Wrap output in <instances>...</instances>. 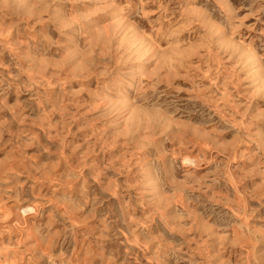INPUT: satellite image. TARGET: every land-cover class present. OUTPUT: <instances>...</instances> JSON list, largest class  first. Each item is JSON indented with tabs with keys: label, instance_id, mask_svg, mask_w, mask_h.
Masks as SVG:
<instances>
[{
	"label": "rangeland",
	"instance_id": "1",
	"mask_svg": "<svg viewBox=\"0 0 264 264\" xmlns=\"http://www.w3.org/2000/svg\"><path fill=\"white\" fill-rule=\"evenodd\" d=\"M0 264H264V0H0Z\"/></svg>",
	"mask_w": 264,
	"mask_h": 264
},
{
	"label": "bare ground",
	"instance_id": "2",
	"mask_svg": "<svg viewBox=\"0 0 264 264\" xmlns=\"http://www.w3.org/2000/svg\"><path fill=\"white\" fill-rule=\"evenodd\" d=\"M36 207V206H35ZM31 209V208H30ZM33 214V213H32Z\"/></svg>",
	"mask_w": 264,
	"mask_h": 264
}]
</instances>
